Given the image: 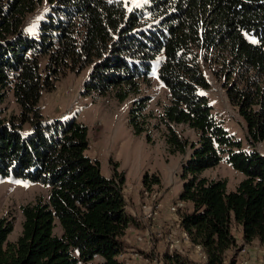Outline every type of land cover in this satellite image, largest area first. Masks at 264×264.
<instances>
[{
	"label": "trees",
	"instance_id": "trees-1",
	"mask_svg": "<svg viewBox=\"0 0 264 264\" xmlns=\"http://www.w3.org/2000/svg\"><path fill=\"white\" fill-rule=\"evenodd\" d=\"M148 1L129 10L122 0H0V106L11 95L18 107L10 114L0 108V180L47 189L45 199L20 207L15 242L7 240L13 222L0 218V264H128L126 234L140 223L126 210L123 175L104 177L99 161L86 155L85 125L45 120L39 107L61 77L87 68L83 95L121 103L134 96L133 134L151 142L154 121L170 155L189 153L178 200L191 209L178 211L179 227L203 252V264H237L236 255L226 261L229 252L255 240L264 244V153L257 150L264 144V0ZM158 58L168 102L153 114L142 87ZM204 66L224 81L248 149L213 113ZM221 161L244 176L234 191L225 179L202 175ZM142 183L151 191L160 181L146 174ZM233 225L241 227V245ZM162 263L201 264L168 249Z\"/></svg>",
	"mask_w": 264,
	"mask_h": 264
},
{
	"label": "rangeland",
	"instance_id": "rangeland-1",
	"mask_svg": "<svg viewBox=\"0 0 264 264\" xmlns=\"http://www.w3.org/2000/svg\"><path fill=\"white\" fill-rule=\"evenodd\" d=\"M122 1L129 10L142 9L149 2L148 0ZM45 8V5L40 6L30 16L29 23L31 26L37 25ZM29 31L31 36L36 35L34 29L30 28ZM159 60L160 58L152 63L149 86L142 87V95L151 98L148 110L153 114H157L161 110V106L168 102V91L160 84L157 77ZM89 71L90 68L79 74L68 72L55 83L52 91H44L39 101L41 113L44 119L48 121H68L76 118L87 128L89 148L86 155L99 161L101 174L106 178L112 177L115 171L123 175L122 193L126 206L132 209L133 213L127 212L138 219L140 224L139 227L132 228L133 230L128 233L132 246L125 252L122 259L128 264H163L162 257L168 249V233L164 232V220L161 214L163 213V216L166 215L167 217L174 215L169 211V208L179 201L178 198L182 189L181 166L188 158L189 153L170 155L161 132L152 127L154 121L150 122L151 142L147 140L145 134H133L128 119L132 102L135 99L134 96H129L121 103L112 97L94 98L83 95L84 83ZM204 73L211 85L210 90L204 92V95L212 106L213 113L222 121L223 128L241 142L242 148L248 149L243 120L228 101L223 87L224 81L216 79L205 66ZM0 108L6 110L7 114L18 112V107L11 95ZM178 129L186 128L179 127ZM26 130H24L25 133ZM184 136L194 139L188 130L184 132ZM257 150L264 153V144H259ZM146 174L148 177L156 175L160 181L159 186H153L151 191H147L143 187L142 181ZM202 175L210 179H225L228 192L234 191L244 179L241 173L223 161L216 167L205 170ZM144 191L147 192V195H144ZM46 196L47 189L39 184H30L22 180H0V218H6L13 222V230L8 236V242H15L21 233L23 217L20 207L33 203L38 198L45 199ZM144 205L146 206L143 207ZM156 205L160 206L156 219L149 222L143 220L144 211ZM190 209L189 204L183 203V207L178 211ZM178 211L176 216L179 218ZM147 227H150L151 230L148 229V234L144 235ZM240 229L241 227L237 231L236 226H232V233L236 238L242 235ZM54 233L57 236L61 235V228L58 224L54 228ZM158 234H161L162 238L158 237ZM173 236L177 240L180 239L177 234ZM187 245L186 247L181 243V250L185 254H189L191 260L203 264L204 260L199 257V252L192 248L190 243ZM260 248L262 246L258 250ZM239 254L238 252H229L226 261L228 262L236 255L238 264L242 258ZM249 256L247 258L252 262L253 260ZM261 260L264 264V259ZM252 263L258 264V260L255 259Z\"/></svg>",
	"mask_w": 264,
	"mask_h": 264
},
{
	"label": "built area",
	"instance_id": "built-area-1",
	"mask_svg": "<svg viewBox=\"0 0 264 264\" xmlns=\"http://www.w3.org/2000/svg\"><path fill=\"white\" fill-rule=\"evenodd\" d=\"M144 195H147V192L144 191L143 192ZM183 207V203L178 201L176 202L175 204H173L170 208H169V211L174 214V215H177V211ZM158 209H160V206L159 205H156L154 207H151L149 208V210H145L144 211V215H143V220L145 221H154L156 219V216L158 215ZM178 229L180 231V239L177 240V238L174 237V239H167V244H168V250L170 252H173V251H178L179 252V247H180V244L181 243H187L189 244V238L187 236V234L180 229L179 227V220H178ZM158 237H161L162 238V235L161 234H158ZM257 248V247H256ZM258 249V248H257ZM196 250L199 252L198 255L199 257L202 259V260H205V256L203 254V252L201 251L200 248H196ZM260 250H262V254H263V257H264V244L262 245V248H260ZM240 254L242 256L241 260L238 262V264H253L250 260H248L247 256L249 254V250L246 249V247H243L241 250H240Z\"/></svg>",
	"mask_w": 264,
	"mask_h": 264
},
{
	"label": "crops",
	"instance_id": "crops-1",
	"mask_svg": "<svg viewBox=\"0 0 264 264\" xmlns=\"http://www.w3.org/2000/svg\"><path fill=\"white\" fill-rule=\"evenodd\" d=\"M145 206L146 205H144L143 207H145ZM126 209H127V211H131L132 210V209L128 208V206H126ZM142 209L144 210V208H142ZM131 212L133 213V211H131ZM161 215H162V219L164 220V227H163L164 228V232L168 233L167 239H174V236H173L174 234H177L178 237H180V232H179V229H178V220H179L178 217L176 215H173L171 217H167L166 215L163 216V213ZM235 226H236L237 231H239V226H237V225H235ZM146 229H145V231L143 233L144 235H147L148 234V229L151 230L150 227H147ZM132 230L133 229H129L127 231L126 238H125V240L130 245V247L132 246L131 245V242L132 241H131L130 237H128V233L130 231H132ZM236 241H237V244L238 245H241L242 244V235L240 237L236 238ZM183 244L186 247L188 246L186 243H183ZM262 245L263 244H260L257 240H255V241L251 242L250 244H246V245L243 246V247H246V248L248 247V250H249V254L248 255H250L249 257L253 260L252 262H254L255 259H257L258 260V264H262V260L261 259H264V257H263V254H262V250L261 251L258 250L259 247L262 246ZM195 250H196V248H195ZM179 252L181 254H183V255H187L191 259V257L189 256V254H185V252L182 251L181 248L179 249ZM239 255H241V254H239Z\"/></svg>",
	"mask_w": 264,
	"mask_h": 264
}]
</instances>
